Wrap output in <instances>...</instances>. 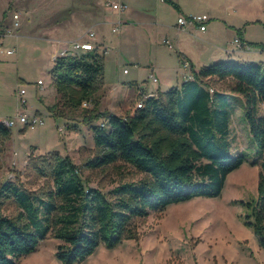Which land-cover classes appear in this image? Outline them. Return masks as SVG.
<instances>
[{
    "label": "rangeland",
    "instance_id": "obj_1",
    "mask_svg": "<svg viewBox=\"0 0 264 264\" xmlns=\"http://www.w3.org/2000/svg\"><path fill=\"white\" fill-rule=\"evenodd\" d=\"M116 1L127 6L125 12H111L116 3L107 0L103 6L109 11L106 25L99 31L110 49L105 41L92 42L105 56L104 84L95 95V108L124 118L141 100L137 97L138 88L148 93L167 92L181 86L183 75L188 76L184 68L190 69V66L178 60V51H182L176 33L179 15L172 7L163 0ZM175 1L186 14L202 15L207 10L212 11L240 28L253 46L245 51L243 58L226 56L219 61L205 62L202 67L227 61L246 65L264 63V0ZM142 9L147 14L139 15ZM97 12L96 0H0V32L13 28L14 14L20 15L19 27L13 31L19 37L7 36L0 46V118L13 119L20 110L31 116L37 113L44 120L33 128L17 122L11 128L10 137L0 136V184L13 181L30 191L52 185L50 178L41 177L29 165L31 159L52 153L69 156L80 167L82 178L89 186L99 187L104 192L120 183L138 182L144 177L123 162L106 170L85 167L87 160L97 154L92 125L99 122L84 125L86 111L68 106L50 75L54 66L51 54L61 49L54 41L68 40L67 45L74 54L83 53L73 50L69 42L87 31L89 21L85 16ZM128 15L131 18L127 20ZM151 16L155 20H151ZM119 20L123 23L120 32L113 33ZM213 23L210 22L203 35L182 31L187 34L183 47L191 52L196 66L198 60L206 61L210 52H225L228 42L231 41L228 45L236 44L233 36L239 34L237 30L220 31ZM212 32L218 33L220 38L214 46L204 41ZM164 39H169L170 43H162ZM14 47L17 52L7 55L6 51ZM196 52L198 57H195ZM151 74L158 83L153 82ZM38 80H42L44 86H38ZM209 83L213 89L228 90L227 82L212 79ZM17 89L26 91L25 106L18 105ZM55 104L61 117L49 110ZM229 111L231 153L244 155L246 161L227 177L220 196L195 198L152 212L134 222L136 239H125L113 248L102 243L94 254L75 264H264L259 237L245 223L249 212L246 203L258 198L260 168L252 164L256 159V145L245 117L242 96L230 97ZM17 212L13 201L1 206L3 215L14 216ZM60 243L50 235L17 264H63L56 257Z\"/></svg>",
    "mask_w": 264,
    "mask_h": 264
},
{
    "label": "trees",
    "instance_id": "obj_2",
    "mask_svg": "<svg viewBox=\"0 0 264 264\" xmlns=\"http://www.w3.org/2000/svg\"><path fill=\"white\" fill-rule=\"evenodd\" d=\"M163 1L180 11L175 2ZM239 40L244 47H253ZM50 75L67 105L86 111L84 125L99 122L92 125L97 154L85 167L106 170L123 162L144 177L104 192L89 186L69 156L52 153L31 159L30 168L50 178L52 185L30 191L13 181L0 184V264H17L50 235L61 241L56 252L60 262H82L102 243L113 248L125 239H136L134 222L152 212L195 198L220 196L227 177L246 161L244 155L230 150L233 94L244 99L256 145L252 164L260 168L258 198L246 203L245 223L264 249V63L227 61L192 69L191 78L181 86L141 97L143 107H135L124 118L95 108V95L105 78V56L96 49L57 56ZM212 79L227 82L228 90L213 89ZM85 101L92 108H83ZM57 108L55 104L49 110L61 117ZM10 135L11 129L0 126L1 137ZM6 201L16 204V215L1 213Z\"/></svg>",
    "mask_w": 264,
    "mask_h": 264
},
{
    "label": "crops",
    "instance_id": "obj_3",
    "mask_svg": "<svg viewBox=\"0 0 264 264\" xmlns=\"http://www.w3.org/2000/svg\"><path fill=\"white\" fill-rule=\"evenodd\" d=\"M107 0H96V6L98 7V12L97 13H94V14H88V15H86L85 17H86V19H88V21H89V23H88V29H87V31L86 32H82L81 34H79L76 38H75V40H73V41H70L69 42V44H73L74 42H77V41H83V42H93L94 44L96 43V42H102V41H105L106 42V47H108L109 49H110V46H109V44H108V42H107V40L104 38V37H102V36H100L99 35V31H100V29H103V27H105V25H106V21H107V13L109 12V11H106L105 10V8H103V6H104V4H105V2H106ZM111 1H113L112 3H117V1L116 0H111ZM171 1H173V2H175L176 4H178L179 5V7H180V11H178V10H176L172 5H170V4H168V3H166V2H164L165 4H168L170 7H172L176 12H177V14L179 15L178 16V18H177V25H176V33H177V35H178V46H179V48H181V50L182 51H178V60H179V63H181L182 64V62H181V60H183L184 62L186 61V62H188V64H189V66H190V69H186V68H184L185 70H187V74H188V76L186 75V74H184L183 75V78H184V81H186L188 78H191V70L192 69H194V70H196V71H198L202 66V64H205V62H211V61H219V60H222L224 57H232V56H237L238 58H243V57H245L246 56V52L245 51H247V49H249L250 50V48L248 47V46H245V48H241V47H239V43H236V44H230V45H228L230 42H228L227 43V47H226V49H225V52L223 51V50H220L221 51V53H213V52H210L209 54H208V57L206 58V61H201V60H198V66H196L194 63H193V55L191 54V52H188L187 50H185L184 49V43H185V37H186V35L187 34H185L186 32H182V31H186V30H188V31H190V33H192V32H197V33H199L200 35H203V34H205L206 32H207V30H208V25L210 24V22L211 21H214V25L215 26H217L219 29H220V31H225V30H227V31H229L230 29H232V30H240V28H237V27H235V26H233V25H230L226 20H224V19H222L221 17H219L218 15H216L215 13H213L212 11H210V10H207V11H205V12H203V13H201L202 15L203 14H205V15H208V17H209V21L206 23V29H205V31H202V30H200L199 29V27L198 26H187V27H185V28H181V27H179L178 26V19H179V17L180 16H190V15H195V14H186L185 13V11H184V9H183V7H182V5L178 2V1H175V0H171ZM118 3H121V2H118ZM101 8L103 9L102 11H101ZM142 8H144V9H147V7L146 6H142ZM144 9H142L141 11H139V15H140V13H141V16H143L145 13L147 14V11H144ZM214 11V10H213ZM111 12H116V13H119V12H117L116 10H112L111 9ZM125 11H123V12H121V13H119V14H123ZM131 17L128 15L127 17H126V19L128 20V19H130ZM151 20H155V18L154 17H152L151 16ZM155 21H153L152 22V24L154 23ZM123 23L119 20L117 23H115V26L113 27V33H119L120 32V29H121V25H122ZM156 25H157V23H155ZM224 26V28H223V26ZM178 27H179V29H178ZM115 28H118V30H117V32H114V29ZM225 29V30H224ZM90 33H94V35H95V38L94 39H92V38H90ZM184 33V34H183ZM15 34V33H14ZM239 35H241V36H239ZM7 37V36H6ZM12 37H14V36H12ZM19 36H16L15 38H18ZM5 38V37H4ZM4 38H1L0 39V46L2 45V42H3V39ZM233 38H234V40H238L239 38H241L242 39V41H244V42H248L247 41V39H246V37H245V34H237V33H235L234 34V36H233ZM164 40H168V42L170 43V41H169V39H164ZM164 40L162 41V43H164V44H166L165 42H164ZM188 41V40H187ZM204 41L208 44V45H210V46H214V44L216 43V42H219L220 41V38H219V36H218V33H216V32H212V33H210L208 36H206V39H204ZM54 42H57L59 45H60V48L61 49H59L58 51H56V52H54V53H52L51 54V57H52V59H53V61H55V59H56V57H57V55L60 53V52H62L63 50H65V49H69L70 50V48L68 47V40H57V41H54ZM166 45H168V44H166ZM12 49V48H11ZM8 50H10V49H8ZM189 50H192V49H189ZM71 51V54L73 55L74 53L72 52V50H70ZM99 53L101 52V49H100V51H98ZM209 52V51H208ZM223 53V54H222ZM225 53V54H224ZM6 54H7V51H6ZM15 54V53H14ZM71 54H69V55H71ZM101 54V53H100ZM196 56L195 57H198V52H196ZM8 55V54H7ZM11 55H13V54H11ZM188 55H190V56H192V57H189ZM229 57V58H230ZM230 60V59H229ZM180 65V64H179ZM180 69L181 68H179L178 70H177V72H176V78H178V72H180ZM126 70V69H125ZM125 70H124V73H125ZM151 76H152V74H151ZM157 79V78H156ZM178 80V79H177ZM39 81V80H38ZM183 81V82H184ZM154 82V81H153ZM178 82V81H177ZM154 83H158V79H157V81L156 82H154ZM178 84V83H177ZM37 85H38V82H37ZM42 86H44V85H42ZM180 85H178L177 87H179ZM17 91H18V89L15 91V94L17 93ZM25 94H26V91H25ZM141 94H144V95H149V96H151V95H156L157 93H154V92H150V93H148V92H146V91H144V90H142V89H140V88H138V94H137V97H139V98H141L142 97V95ZM17 96V95H16ZM25 96V95H24ZM25 99V98H24ZM17 101H18V99H17ZM26 103H27V101H26V99H25V104H24V106L26 105ZM18 105H19V103H18ZM19 107V106H18ZM35 115H38L37 113L35 114Z\"/></svg>",
    "mask_w": 264,
    "mask_h": 264
},
{
    "label": "built area",
    "instance_id": "obj_4",
    "mask_svg": "<svg viewBox=\"0 0 264 264\" xmlns=\"http://www.w3.org/2000/svg\"><path fill=\"white\" fill-rule=\"evenodd\" d=\"M112 8L114 10H116L117 12L121 13L123 11L126 10L127 6L123 3H116L112 5ZM13 20H14V25L13 28L10 29H5L3 31L0 32V39L4 38L6 36H14L16 37V35L14 34V29H17L19 27V19H20V15L18 13L14 14L13 16ZM209 21V17L208 15H190V16H180L178 19V26L181 28H185L187 26H198L200 30L205 31L206 29V23ZM118 28L114 29V32H117ZM90 38L94 39L95 35L94 33H90ZM165 43L169 44L168 40H164ZM236 43H239V47L241 48H245L242 43L240 42V40H236ZM73 50L76 51H82V52H88V51H92L94 49H96V47L94 46V44L92 42H83V41H77L74 42L71 45ZM17 52V48H12L10 50H7V54L11 55ZM73 52V51H72ZM71 54V51L69 49H65L62 52H60L58 55L59 56H66ZM183 64H188V62H184ZM125 73H127V70H125ZM153 81L156 82L157 79L155 77H153ZM43 85V81L39 80L38 81V86H42ZM17 99H18V103L19 106L22 105L24 106L25 104V99H24V95H25V90L21 89L18 90L17 93ZM142 97H147L149 95H143L141 94ZM153 96V95H151ZM83 108L89 109L92 108V103L90 101H85L83 103ZM137 108H142L143 107V100L141 98L140 102L136 105ZM17 122H20L21 124L25 125L26 127H35L39 124H43L44 120L41 116L39 115H28L27 113L21 112L20 110L17 111L15 118L13 119H9V118H0V126L7 128V129H11L13 128ZM102 126H105V124H102ZM62 131V129H61Z\"/></svg>",
    "mask_w": 264,
    "mask_h": 264
}]
</instances>
